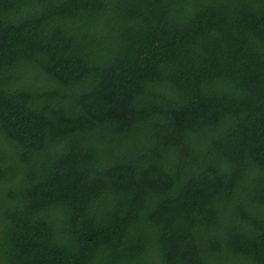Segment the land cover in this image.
<instances>
[{"label": "trees", "instance_id": "1", "mask_svg": "<svg viewBox=\"0 0 264 264\" xmlns=\"http://www.w3.org/2000/svg\"><path fill=\"white\" fill-rule=\"evenodd\" d=\"M0 264H264V0H0Z\"/></svg>", "mask_w": 264, "mask_h": 264}]
</instances>
